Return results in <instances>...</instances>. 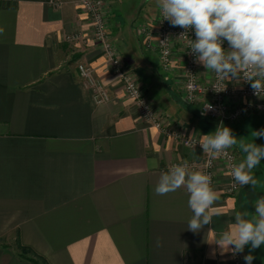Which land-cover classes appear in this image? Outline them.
<instances>
[{"label": "crops", "instance_id": "crops-1", "mask_svg": "<svg viewBox=\"0 0 264 264\" xmlns=\"http://www.w3.org/2000/svg\"><path fill=\"white\" fill-rule=\"evenodd\" d=\"M127 1L106 0L108 30L152 104L169 116L165 125L184 137L214 135L219 123H205L183 99L181 53L170 74L143 45L139 27L155 23L158 7L134 29L127 19L137 11ZM79 63L95 69L108 101L95 102ZM105 66L78 0H0V264H34L19 245L48 264H233L235 246L221 255L217 241L239 223L237 213L258 221L264 158L252 172L255 187L242 185L236 195L225 193L229 174L217 160L219 199L210 223L191 230L186 186L166 195L154 189L170 165L200 163L204 152L144 120ZM224 124L238 164L247 155L242 145L264 147V135H254L264 131V114ZM252 255V264H264V244Z\"/></svg>", "mask_w": 264, "mask_h": 264}, {"label": "clouds", "instance_id": "clouds-1", "mask_svg": "<svg viewBox=\"0 0 264 264\" xmlns=\"http://www.w3.org/2000/svg\"><path fill=\"white\" fill-rule=\"evenodd\" d=\"M162 20H169L172 26L194 29L197 39L187 41L188 46L200 53L198 62L209 70H215L220 80L229 73L245 70V78L252 80L255 94L264 91V0H156ZM186 33H181L185 36ZM227 42L228 51L224 48ZM221 73L223 75L221 76ZM253 77H259L254 79ZM217 92L224 90L223 84L215 86ZM205 107H210L206 105ZM255 137L264 135V131L254 132ZM205 153L213 150V155L237 143L231 130L221 127L214 135H206L200 141ZM247 153L243 162L234 166L232 176L240 185L257 181L252 172L264 158V147L253 143L242 145ZM186 186L189 195V207L193 216L189 221L190 229L197 231L203 224L210 223L209 208L219 199L211 187L209 175L200 171L189 173L185 165H175L162 173L154 189L158 195H166ZM258 221L240 219L230 231L222 234L217 241L221 246V255L227 252L229 245H234L233 256L242 252L246 245H251L246 264H252L255 257L252 252L264 244V198L257 201Z\"/></svg>", "mask_w": 264, "mask_h": 264}, {"label": "built area", "instance_id": "built-area-1", "mask_svg": "<svg viewBox=\"0 0 264 264\" xmlns=\"http://www.w3.org/2000/svg\"><path fill=\"white\" fill-rule=\"evenodd\" d=\"M106 0H78L83 7L93 27L94 38L100 44L106 60L105 71L115 75L120 80L126 95L136 104L141 117L150 122L164 134L181 138L189 147L200 148L203 152L201 140L193 137H184L180 133L165 125L164 114L156 108L138 82L135 72L130 68L124 58L114 46L108 30V15L106 13ZM54 5L58 2L52 1ZM159 10L155 23L139 27L143 45L148 50H156L162 70L166 73L176 74L178 69V54L183 57V68L179 78V86L185 102L197 105L199 113L216 119L220 125L224 122L236 123L252 114H264V91L259 96L255 94L252 80L245 78V70H237L236 74L229 73L226 79L220 80L215 70L206 69L203 63L198 62L200 53L188 46L187 41L197 39L194 29L172 26L169 20H162ZM181 33H186L181 36ZM81 38L79 34H69V41ZM226 51L230 50L227 42L224 43ZM78 74L85 86L91 91L96 103H103L110 99V93L104 82L96 75L95 69L86 63L77 65ZM223 73H221V76ZM259 77H253L258 79ZM223 84L222 91L217 92L215 86ZM210 105V107H205ZM217 132V131H216ZM217 160L223 161L228 170L229 179L225 189L227 195H236L242 185L232 176V169L238 165V156L230 148L224 149L216 155L213 150L204 152L203 160L197 162H177L169 166L185 165L188 172L200 171L210 176L211 187L214 184ZM246 255L242 252L233 256V264H246Z\"/></svg>", "mask_w": 264, "mask_h": 264}, {"label": "rangeland", "instance_id": "rangeland-1", "mask_svg": "<svg viewBox=\"0 0 264 264\" xmlns=\"http://www.w3.org/2000/svg\"><path fill=\"white\" fill-rule=\"evenodd\" d=\"M128 3V4H127ZM126 5L128 6L129 4L132 5L133 7L136 8L137 12H134L131 17L128 16V23L132 24V27L135 29L137 26L141 23V21L146 18L148 14L151 12L153 13L154 10L157 8L156 6V0H128ZM150 98V97H149ZM176 99V97H174ZM151 99V98H150ZM183 102V101H182ZM185 104V103H183ZM164 114V117L168 119V115L166 114L165 110L161 111ZM197 115L201 118H205L208 120L204 121L205 123L207 122H215V125L217 126L218 121L216 119H212L206 116H202L199 114V112L196 110ZM225 123V122H224ZM222 123V127L225 125ZM224 124V125H223ZM263 145H264V140H263Z\"/></svg>", "mask_w": 264, "mask_h": 264}, {"label": "trees", "instance_id": "trees-1", "mask_svg": "<svg viewBox=\"0 0 264 264\" xmlns=\"http://www.w3.org/2000/svg\"><path fill=\"white\" fill-rule=\"evenodd\" d=\"M18 247L20 248L22 254L29 257L34 264H48L44 258L34 253L32 250H30V248H26L21 245H19Z\"/></svg>", "mask_w": 264, "mask_h": 264}]
</instances>
